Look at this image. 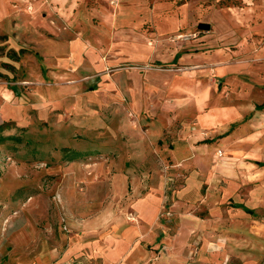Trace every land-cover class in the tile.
<instances>
[{
  "label": "rangeland",
  "instance_id": "374dc122",
  "mask_svg": "<svg viewBox=\"0 0 264 264\" xmlns=\"http://www.w3.org/2000/svg\"><path fill=\"white\" fill-rule=\"evenodd\" d=\"M258 52L264 0H0V264L142 206L160 264H264V167L236 152L264 127V67L236 69Z\"/></svg>",
  "mask_w": 264,
  "mask_h": 264
},
{
  "label": "crops",
  "instance_id": "0c3cea01",
  "mask_svg": "<svg viewBox=\"0 0 264 264\" xmlns=\"http://www.w3.org/2000/svg\"><path fill=\"white\" fill-rule=\"evenodd\" d=\"M205 26L208 27L205 30H209V26ZM259 54L260 52H258L255 57H252L251 63L241 58V62L236 65L237 73L243 74L246 71L249 72V68L246 70L244 68L246 65L252 64L253 67L254 64L264 67V57ZM177 56L178 59L176 60ZM180 57L181 56L177 54L173 61H178ZM252 71L254 73V69ZM260 89L261 88L256 85L252 86L251 89L240 86L236 89V100H244L249 93L254 94L255 91H260ZM255 104L257 106H262L264 102L262 101L261 103ZM228 107V105L224 107L225 112ZM231 114L232 112H230V115ZM241 114V111H237L235 116L232 115V123L244 121V117H242ZM224 122L227 124L229 123L227 119L224 120ZM260 124L264 125V120ZM252 127H254V125L250 127V130ZM229 130L230 129L227 128L222 137L231 134ZM262 130H264V127L255 131L254 134L248 138L249 140H245L251 143L250 151H243L242 149H237L238 151H236L238 154L248 155L247 157L252 161L246 163L248 167H252L254 164L264 167L262 165L264 162H260L259 160V156L262 153L260 140L258 141V139L260 137L259 133L260 131L262 132ZM235 137L239 140L237 134ZM142 207H139L140 209L138 210V226L128 222L123 216L111 214L109 211L99 212V216L93 218V220L87 219L86 216H73L70 218V225L80 232L83 231L84 236L80 234L76 236V234L73 233V236H70V244L65 249L59 250L55 247L45 250L37 256L33 264H150V260L154 259L157 261L155 264L163 263V261H166L163 252L160 256L159 253H156V251L163 248V243L161 242L163 239L162 234H160L159 237L156 235L158 232L156 221L154 220L156 211L154 208L152 211V209L144 210ZM97 234L100 235V239L95 238ZM87 237L92 238L89 239ZM154 239L155 241L152 243L151 241ZM174 246L171 247L175 248Z\"/></svg>",
  "mask_w": 264,
  "mask_h": 264
},
{
  "label": "trees",
  "instance_id": "16d2710c",
  "mask_svg": "<svg viewBox=\"0 0 264 264\" xmlns=\"http://www.w3.org/2000/svg\"><path fill=\"white\" fill-rule=\"evenodd\" d=\"M178 59V56L176 57V60ZM205 143H210V142H205ZM69 153V158H68V161L70 162H75L77 161L78 159L80 158H83L84 155L83 154H79L77 152H68ZM264 166V164H262Z\"/></svg>",
  "mask_w": 264,
  "mask_h": 264
},
{
  "label": "water",
  "instance_id": "95a60500",
  "mask_svg": "<svg viewBox=\"0 0 264 264\" xmlns=\"http://www.w3.org/2000/svg\"><path fill=\"white\" fill-rule=\"evenodd\" d=\"M200 28L207 29L208 27L205 25H201Z\"/></svg>",
  "mask_w": 264,
  "mask_h": 264
}]
</instances>
